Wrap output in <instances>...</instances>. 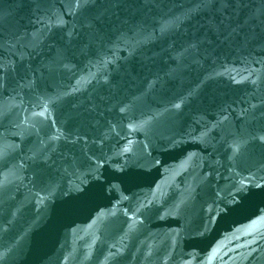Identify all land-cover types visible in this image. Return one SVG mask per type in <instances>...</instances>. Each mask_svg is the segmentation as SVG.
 Instances as JSON below:
<instances>
[{
    "label": "water",
    "instance_id": "obj_1",
    "mask_svg": "<svg viewBox=\"0 0 264 264\" xmlns=\"http://www.w3.org/2000/svg\"><path fill=\"white\" fill-rule=\"evenodd\" d=\"M264 0H0V264H264Z\"/></svg>",
    "mask_w": 264,
    "mask_h": 264
},
{
    "label": "snow or ice",
    "instance_id": "obj_2",
    "mask_svg": "<svg viewBox=\"0 0 264 264\" xmlns=\"http://www.w3.org/2000/svg\"><path fill=\"white\" fill-rule=\"evenodd\" d=\"M261 139H264V137H261Z\"/></svg>",
    "mask_w": 264,
    "mask_h": 264
}]
</instances>
